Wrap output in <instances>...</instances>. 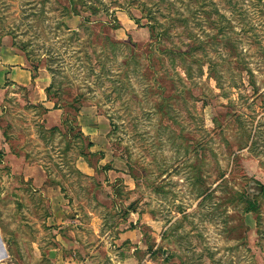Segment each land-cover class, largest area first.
Listing matches in <instances>:
<instances>
[{
	"label": "rangeland",
	"instance_id": "obj_1",
	"mask_svg": "<svg viewBox=\"0 0 264 264\" xmlns=\"http://www.w3.org/2000/svg\"><path fill=\"white\" fill-rule=\"evenodd\" d=\"M0 48L61 121L0 85V264H264V0H0Z\"/></svg>",
	"mask_w": 264,
	"mask_h": 264
},
{
	"label": "crops",
	"instance_id": "obj_2",
	"mask_svg": "<svg viewBox=\"0 0 264 264\" xmlns=\"http://www.w3.org/2000/svg\"><path fill=\"white\" fill-rule=\"evenodd\" d=\"M8 82H11L13 87L16 86L26 89L29 100L32 103L40 104L46 110V117L57 116L58 123L53 124L51 127L52 129H57V126L61 122L57 115L59 114V110H53V108L56 109L55 104L47 98L46 94V90L51 84L49 75L42 71L33 74L23 55L14 52L12 49L0 48V85ZM45 120L48 122L49 119L45 118ZM21 172L30 179L34 190H37L42 198L49 202L53 210L58 211L63 205L64 199L61 197L59 189L47 183L46 178L42 176L44 173L42 167L38 165H26L21 169ZM55 219L56 221L53 224L64 225L66 216L57 213ZM75 241V239H70L69 241L70 246H73L72 248H75ZM63 244L62 246L64 247L65 244ZM57 263L62 264L61 259Z\"/></svg>",
	"mask_w": 264,
	"mask_h": 264
},
{
	"label": "trees",
	"instance_id": "obj_3",
	"mask_svg": "<svg viewBox=\"0 0 264 264\" xmlns=\"http://www.w3.org/2000/svg\"><path fill=\"white\" fill-rule=\"evenodd\" d=\"M70 5H71V4H70ZM71 7H72V5H71ZM66 12H67V13H66L67 16L79 15L78 13H76V11H75L74 9L72 10L70 7L66 9ZM49 89H50V88H48V89L46 90V94H47V95H48V93H49ZM75 111H76V110H75ZM55 130H56V129H53V131H55ZM250 208H251L252 212H254V211L256 212V210L258 209V208H255V206H254V207L251 206ZM257 211H258V210H257Z\"/></svg>",
	"mask_w": 264,
	"mask_h": 264
},
{
	"label": "bare ground",
	"instance_id": "obj_4",
	"mask_svg": "<svg viewBox=\"0 0 264 264\" xmlns=\"http://www.w3.org/2000/svg\"><path fill=\"white\" fill-rule=\"evenodd\" d=\"M4 256L3 252H0V262H3L4 260L2 259Z\"/></svg>",
	"mask_w": 264,
	"mask_h": 264
}]
</instances>
